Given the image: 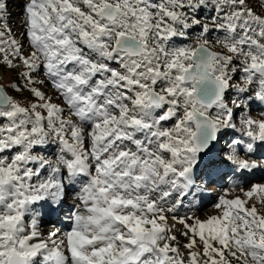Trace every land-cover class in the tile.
Wrapping results in <instances>:
<instances>
[{
  "label": "snow or ice",
  "instance_id": "6c2138e0",
  "mask_svg": "<svg viewBox=\"0 0 264 264\" xmlns=\"http://www.w3.org/2000/svg\"><path fill=\"white\" fill-rule=\"evenodd\" d=\"M0 264H264V0H0Z\"/></svg>",
  "mask_w": 264,
  "mask_h": 264
}]
</instances>
